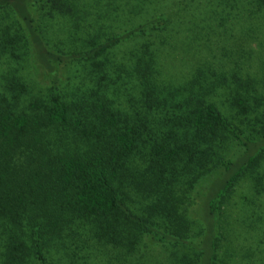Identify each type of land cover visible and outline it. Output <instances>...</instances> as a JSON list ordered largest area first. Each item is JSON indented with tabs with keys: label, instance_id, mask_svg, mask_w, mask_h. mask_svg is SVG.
<instances>
[{
	"label": "trees",
	"instance_id": "trees-1",
	"mask_svg": "<svg viewBox=\"0 0 264 264\" xmlns=\"http://www.w3.org/2000/svg\"><path fill=\"white\" fill-rule=\"evenodd\" d=\"M38 5L64 16H76L79 6L78 0H0V9L13 15L0 30V54L17 57L14 43L25 39L51 79L48 102L34 100L18 110V100L28 90L13 81L14 97L0 98L3 264H26L33 256L37 264H52L50 247L69 244L66 236L80 221H86L103 243L130 252L149 235L174 247L175 264H264L262 215L253 226L247 222L251 205L264 209L258 200L264 181L248 185L253 195L241 197V213L234 216L230 207L243 179L264 161V119L258 111L253 114L263 107L264 99L251 95L257 90L254 81L243 84L246 81L232 69L231 77L239 85L225 97L218 93L217 83L228 76L210 65L196 67L212 82L203 81L196 103L174 115L166 136L159 137L146 115L116 107L101 86L118 84L120 77L115 76L116 81L112 75L118 71L139 81L141 95L152 107L168 105L178 97L183 87L170 89L158 66L152 48L158 45L157 36L132 49V61L116 60L110 54L148 26H161L164 18L123 35L110 34L87 52L63 55L49 49L37 19ZM81 61L92 63L96 82L85 91L90 94L67 100L63 70ZM224 98L239 113L254 115L248 122L256 134L246 135L231 113L220 108ZM175 105L182 109L180 102ZM227 140L235 141L242 152L219 156ZM138 177L136 189L147 201L142 212L133 211L127 186ZM197 187L199 194L192 197ZM193 206L194 221L189 215ZM195 225L200 228L198 239L191 236Z\"/></svg>",
	"mask_w": 264,
	"mask_h": 264
},
{
	"label": "rangeland",
	"instance_id": "rangeland-1",
	"mask_svg": "<svg viewBox=\"0 0 264 264\" xmlns=\"http://www.w3.org/2000/svg\"><path fill=\"white\" fill-rule=\"evenodd\" d=\"M78 4L76 16L51 14L43 5L36 7L37 19L51 51L63 55L84 53L110 34L123 35L156 18H164L161 26H148L145 32L118 45L110 54L116 60L132 61L130 51L157 36L158 45L152 48L158 66L169 81L170 89L183 87L179 90L178 97L168 105L152 107L141 95L139 81L118 71L112 74L114 80L115 76L120 77L118 84L101 86L116 107L132 111L135 116L138 113L146 115L149 127L152 126L159 137L166 136L169 121L174 115H180L188 106L192 107L196 103L203 81L212 82L207 76L204 75L206 80L202 74L199 75L200 69L197 68L199 70L196 71V67L207 68L210 65L219 75H223L220 73L223 71L228 76L217 83L220 88L218 93L225 97H229L231 88L239 85L234 76L231 77V70L236 69L233 73L237 72L242 82L246 81L243 84L254 81L252 86L257 90L251 92V95H259L261 100L264 99V1L78 0ZM9 17L13 18L9 10L0 9V30ZM11 35H16L15 31ZM14 45L17 57L0 54V98L14 97L10 91L13 81L19 87L25 84L28 90L22 92L23 96L18 100L21 103L17 106L18 110L26 109L27 103L34 100L48 102L51 79L36 63L34 52L25 39H17ZM92 68V63L81 61L73 62L63 70V94L67 95V100L90 94L85 91L93 87V82H96L93 79L97 77ZM20 90L19 88L18 93ZM249 101L255 106L253 100ZM178 102L182 106L181 110L175 105ZM218 105L227 114L231 113V119L246 135L256 134L257 129L248 122L254 115L239 113L229 105L226 98ZM257 111L262 113L264 119V101L263 107L254 110L253 114ZM228 141L218 151L219 156L229 158L239 155L242 152L240 146L235 141ZM243 181L244 184L230 199L234 216L242 211L239 205L241 197L253 195L248 185L264 181V161L254 174L247 175ZM139 182L138 177L133 183L127 182V186L133 195V211L142 212L147 201L138 194L136 186ZM198 190L197 187L191 192V196L196 197ZM258 200L264 206V192ZM193 208L194 206L189 208V215L190 220L194 221ZM251 210L254 212H248V226H253L260 214L261 221H264V209L251 205ZM74 229L73 233L66 236L69 244L56 243L50 247L49 257L52 264H175L177 253H173L174 247L154 239L155 242L149 235H145L137 249L130 252L127 248L103 243L86 221L78 222ZM199 231L200 228L195 225L191 236L196 239ZM0 237L4 238V235ZM3 261L4 256L0 249V264ZM26 264H37V261L33 256Z\"/></svg>",
	"mask_w": 264,
	"mask_h": 264
}]
</instances>
